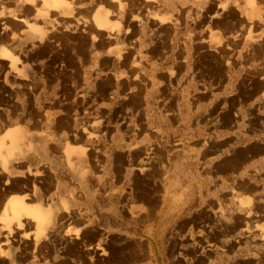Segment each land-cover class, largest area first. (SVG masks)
Returning <instances> with one entry per match:
<instances>
[{"label": "crops", "instance_id": "1", "mask_svg": "<svg viewBox=\"0 0 264 264\" xmlns=\"http://www.w3.org/2000/svg\"><path fill=\"white\" fill-rule=\"evenodd\" d=\"M52 1L0 0V64L9 69L1 80L7 83L6 78L9 85H15L7 99L0 97V115L8 117L0 129L9 125L4 134L7 143L0 139V146L9 149L0 155V170L7 168L9 174L0 172V177L10 180L0 187V217L4 204L13 198L27 210L20 218L21 229L13 219L8 227L0 222V230L10 236L30 223L34 240L45 231L48 241L67 245L83 240L92 227L91 223L79 226L77 212L83 207L89 213L90 175L86 177L88 190L84 185L76 190L73 184H80L79 173L67 167L62 152L67 140L82 141L87 147L93 141L82 135V129L80 138L66 136L47 120L49 116L62 118L71 109L74 117L75 101L81 104L85 100L93 114H103L106 109L111 115L117 104L122 107L119 122L105 120L94 126L92 117L85 124L88 133L109 132L110 147H119L123 138L133 147H145L153 133L157 134L155 142L162 135L191 139L192 133H199L203 140L208 129L215 149L204 150L201 141L199 153L206 165H214V178L207 180L205 188L214 184L212 198L228 195L231 203L233 192L251 193L255 208L252 231H258L256 238L264 242V235L261 239L255 228H264V55L259 54L260 46L250 42L264 36L263 0H256L261 7L255 10L249 7V0H65L68 5L55 8ZM251 24L260 26L253 39L247 37ZM203 52L224 54L221 73H210L199 64L197 53ZM243 84L248 85L246 92L241 89ZM22 85L26 88L18 89ZM77 93L83 95L82 100ZM163 96L166 106L159 103ZM210 96L216 101L245 103L228 114L229 121L207 123L202 119L206 112L199 113V126L193 130L186 100ZM175 99H183V106H177ZM71 125V130L78 128L73 121ZM19 130L25 147L9 160L18 153ZM105 137L100 135V141ZM86 150L81 148V154L86 155ZM209 152L214 154L208 156ZM65 153L70 156L69 151ZM229 157L235 161L233 166L222 168L220 163ZM180 178L175 191L183 190L186 195ZM81 191L86 204L79 205ZM251 206L240 210L244 216L250 214ZM235 236L242 238L241 233ZM28 240L32 242L33 236L24 239ZM0 250V257H5V250ZM62 250L44 259H50L48 264H70ZM29 260L27 264H37L32 255Z\"/></svg>", "mask_w": 264, "mask_h": 264}, {"label": "rangeland", "instance_id": "2", "mask_svg": "<svg viewBox=\"0 0 264 264\" xmlns=\"http://www.w3.org/2000/svg\"><path fill=\"white\" fill-rule=\"evenodd\" d=\"M255 7H261L256 0H254ZM261 10L264 11V6ZM242 28L244 29L245 26L243 25ZM259 29L260 26L255 29L251 24L248 30L250 38L257 36ZM263 40L264 36H260L259 40H250L260 46L259 54L261 55L264 53ZM245 41L249 39L246 38ZM223 56L224 54L219 52H203L197 53V60L210 73L219 74ZM227 65L230 64L227 63ZM8 70L0 64V97L4 99L15 91V85L14 87L9 85L6 78L4 80L7 83L1 80ZM159 84L163 85L162 82ZM247 86L242 85L243 92H246ZM24 87L26 88L22 85L18 89ZM28 89L34 90L31 87ZM82 96L80 94L81 100ZM165 97L163 96V99L159 101L162 106L167 105ZM175 101L177 106L179 104L183 106L185 102L183 99H175ZM244 103L245 101L241 103L236 100L216 101L210 96L207 100L189 98L186 100V107L190 109L194 130L199 126V113L206 112L202 119L206 118L207 123L229 121L228 114L231 111L236 112L234 108ZM86 104L85 100L81 104L76 100L74 117L70 115L71 109L67 110L62 118L54 120L49 116L47 120L52 121L54 128L64 131L63 134L66 136L72 137L74 134L75 139L80 138L78 132L82 129V135H86L93 141L90 143L91 147H87L82 141L67 140L62 152L67 167L79 173L80 184H73L76 190L77 187L81 189V185L88 190L86 177L90 175L89 213H85L86 210L83 207L77 212L80 219L78 225L91 223L92 227L85 231L83 240L67 245L51 239L48 241L44 238L45 231L34 240L35 229L30 223L26 224L23 230L15 231L10 236L0 230V248L5 250V257H0V264H9V262L10 264H27L30 262L31 255L37 264H48L50 259L44 258L62 249L63 256L70 264H264V246L262 245L264 242L256 238L258 231H252L254 222L251 216L255 213L254 207L246 216L240 211L249 208L250 201L253 204L251 193L233 192L235 200L231 203L226 198L228 195L212 198L214 184L205 188L207 180L214 178V165L210 163L206 165L199 153L201 141H203L204 150L215 149V146L210 145L212 139L208 129L207 133L205 134V131L203 134V140L199 133H192L191 139L180 140L177 137L173 139L167 136L164 138L162 135L159 137L160 140L155 142L157 134L153 133L150 136L153 141L149 140L145 147H133L125 143L126 138H123L119 147H110L107 141L109 132L104 131V134H100L90 131L88 133L85 124L89 123L92 117L94 126L102 125L105 120L112 122L115 119V122H119L122 107L117 104L111 115H107L106 109L103 114H93ZM200 107L205 109L201 111ZM223 108L226 110H222ZM6 118L8 117L0 115V126L4 125ZM233 119L237 121V115H233ZM72 121L74 128L78 127L77 129L71 130ZM8 127L9 125L0 129V139L5 143L7 138L4 134ZM118 133L125 134L123 131ZM100 135H106L104 142L100 141ZM19 136L21 144L18 153L9 160L17 158L25 147L20 130ZM79 147L87 148L86 155L81 154ZM66 150L70 152L69 157L65 153ZM55 153L60 154L59 151ZM208 154L211 156L214 153ZM72 159H75L77 163H74ZM75 164H77L76 167ZM233 164L234 159L229 157L221 162L220 166L229 168ZM0 172L9 174L7 168L3 171L1 167ZM34 172L42 173L38 170ZM178 177L184 180L186 195L183 190L175 191ZM2 183L10 184V180L1 176L0 187ZM33 188L34 191L37 190L35 182H33ZM83 193L81 191L78 194L79 205L86 201ZM248 203L250 205H246ZM64 210L68 211V208L64 206ZM45 211H49L50 218V210ZM86 216L90 217L91 222L87 221ZM73 225L77 226L75 223ZM75 227L71 229L74 231L77 229ZM17 228L21 229V223ZM255 228L260 229L262 239L264 228L258 226ZM6 229L9 233L11 232L10 228ZM23 233L28 234L27 238ZM238 233H241L242 238L235 237ZM245 234L251 238L246 239ZM32 236V242L24 241ZM94 245H96L95 248Z\"/></svg>", "mask_w": 264, "mask_h": 264}, {"label": "bare ground", "instance_id": "3", "mask_svg": "<svg viewBox=\"0 0 264 264\" xmlns=\"http://www.w3.org/2000/svg\"><path fill=\"white\" fill-rule=\"evenodd\" d=\"M60 6V5H64V7L66 6V5H68L67 3H66V1L65 0H53L52 1V6L55 8L56 6ZM249 7L252 9V10H255L254 9V0H249ZM225 7H223V9H224ZM65 9V8H64ZM226 9V8H225ZM209 11V10H208ZM264 12V11H263ZM234 15V14H233ZM253 16V15H252ZM211 17V16H210ZM257 18V17H256ZM260 20L262 19L261 17L259 18ZM264 19V18H263ZM249 20V19H248ZM235 21V20H234ZM260 23V22H259ZM214 24V23H213ZM106 25V24H105ZM217 25V24H216ZM257 25V24H256ZM244 26H245V24H244ZM103 27H106V26H103ZM235 27V26H234ZM259 27V26H258ZM100 28V27H99ZM253 28V27H252ZM256 29V28H255ZM254 31V30H253ZM252 32V31H251ZM247 37H250L249 36V31H248V33H247ZM264 41V40H263ZM253 42V41H252ZM256 43V42H255ZM258 48V47H257ZM262 49V48H261ZM9 54V53H8ZM261 55V54H260ZM262 55H264V53L262 54ZM6 57H9V55H5ZM227 56V55H226ZM260 57V56H259ZM4 58V57H3ZM9 58H11V56L9 57ZM6 59V58H5ZM13 59V58H12ZM261 61V60H260ZM235 65V64H234ZM222 72V71H221ZM260 72H261V70H260ZM243 79V78H242ZM239 89V88H238ZM262 89V88H261ZM3 91V90H2ZM249 131V130H248ZM16 134V133H15ZM16 146V145H15ZM6 147V146H5ZM5 147H1L0 146V155L3 153V154H7V152H8V150L9 149H5ZM17 147V146H16ZM261 149V148H260ZM246 153V152H245ZM254 153H256V152H254ZM253 153V154H254ZM246 155V154H245ZM246 159V158H245ZM238 161V160H237ZM235 162V161H234ZM236 163H238V162H236ZM241 163V162H240ZM251 163V162H250ZM240 165V164H239ZM222 170V169H221ZM246 182V181H245ZM248 188V187H247ZM5 196V195H4ZM249 197V196H248ZM3 201V200H2ZM240 201H244V200H240ZM239 201V202H240ZM248 202H249V200H248ZM250 204L252 205V203H251V201H250ZM249 203L248 204H246V205H250ZM254 204V203H253ZM5 206H4V208L2 209V215H1V217H0V222H2V223H4V224H6L7 225V227H8V225H9V222H11L13 219H15L16 221H17V226L18 227H20V218L23 216V214H26L25 213V211H27L26 210V208L24 207V205H23V203L21 202V201H18V200H16V199H14L13 198V200H10L8 203H6V204H4ZM251 207H253V206H251ZM253 209H255V208H253ZM36 217V218H35ZM35 219L37 220V221H39L38 219H39V217H38V215L36 214L35 215ZM262 217H263V214H262ZM261 219V218H260ZM262 228V227H261ZM260 230V229H259ZM236 237V236H235ZM234 237V238H235Z\"/></svg>", "mask_w": 264, "mask_h": 264}]
</instances>
